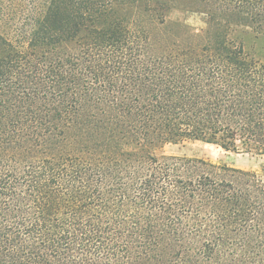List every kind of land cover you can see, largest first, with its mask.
<instances>
[{
    "label": "trees",
    "instance_id": "trees-1",
    "mask_svg": "<svg viewBox=\"0 0 264 264\" xmlns=\"http://www.w3.org/2000/svg\"><path fill=\"white\" fill-rule=\"evenodd\" d=\"M25 3L0 9V264H264V166L156 153L264 156V60L242 44L264 0Z\"/></svg>",
    "mask_w": 264,
    "mask_h": 264
},
{
    "label": "rangeland",
    "instance_id": "rangeland-1",
    "mask_svg": "<svg viewBox=\"0 0 264 264\" xmlns=\"http://www.w3.org/2000/svg\"><path fill=\"white\" fill-rule=\"evenodd\" d=\"M24 1H26V6L31 8L32 5L34 7L33 1L36 0ZM18 8L17 0H0V9L8 13H12ZM168 19L169 21H181L185 23L191 32L197 34L203 32L206 28V16L201 13L176 9L169 15ZM242 44L244 52L247 55L255 59L264 60V39L255 38L252 32L247 31L242 34ZM156 153L204 159L214 164L245 171H259L264 166L263 155H257L244 150H239L238 152L228 151L216 145L193 140L164 144L156 150Z\"/></svg>",
    "mask_w": 264,
    "mask_h": 264
}]
</instances>
